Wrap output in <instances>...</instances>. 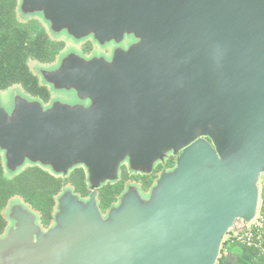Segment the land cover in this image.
Returning <instances> with one entry per match:
<instances>
[{
  "label": "water",
  "instance_id": "95a60500",
  "mask_svg": "<svg viewBox=\"0 0 264 264\" xmlns=\"http://www.w3.org/2000/svg\"><path fill=\"white\" fill-rule=\"evenodd\" d=\"M17 11L113 48L37 67L81 103L0 102L9 176L81 165L90 190L64 186L46 229L10 200L0 264H215L234 221L253 218L264 174V0H17ZM170 154L146 193L128 185L101 211L97 189L122 163L148 174Z\"/></svg>",
  "mask_w": 264,
  "mask_h": 264
},
{
  "label": "trees",
  "instance_id": "16d2710c",
  "mask_svg": "<svg viewBox=\"0 0 264 264\" xmlns=\"http://www.w3.org/2000/svg\"><path fill=\"white\" fill-rule=\"evenodd\" d=\"M63 49L64 41L51 37L40 19L19 18L17 0H0V90L17 84L30 96L46 103L50 90L32 71L29 60L50 64ZM173 165V160L165 163L166 168ZM85 178V171L81 168H74L65 177H61L38 165H27L9 176L4 171L0 155V234L6 227L5 208L12 198H20L38 214L40 224L48 226L53 218L56 196L64 186L71 185L80 197H85L90 192ZM151 182V178H146L143 187L147 188ZM123 190L121 180L107 182L99 187L97 201L101 211L114 204L118 199L117 195ZM232 244L237 243H230L223 237L215 264H220L222 250Z\"/></svg>",
  "mask_w": 264,
  "mask_h": 264
},
{
  "label": "rangeland",
  "instance_id": "374dc122",
  "mask_svg": "<svg viewBox=\"0 0 264 264\" xmlns=\"http://www.w3.org/2000/svg\"><path fill=\"white\" fill-rule=\"evenodd\" d=\"M17 13H18V11H17ZM18 16H19V18L20 19H22V20H25V19H28L29 17H33V16H26V17H21L20 15H19V13H18ZM35 17H38V16H36L35 15ZM38 19H40L39 17H38ZM43 23V22H42ZM44 24V23H43ZM44 26H45V24H44ZM46 27V26H45ZM47 29V28H46ZM48 31V30H47ZM48 33L50 34V36L51 37H54V38H56V39H62L63 41H64V49L62 50V52L61 53H66V52H68V51H70V50H73V51H75V52H79V53H81V54H83L85 57H89V56H91V55H94V54H100V53H104L103 51L105 50V51H107V49H109V47L110 46H108V47H100V45H97L92 39H90V38H85V39H82V40H80V41H73L72 39H70V38H68L66 35H64V34H59V35H52L49 31H48ZM60 53V54H61ZM58 57H59V55L57 56V58H56V60L54 61V62H52V63H50V64H41V63H39V62H37V61H33V60H29V66L31 67V69H32V71H34V73L36 74V72H37V67L38 66H40V67H51V66H53L56 62H57V59H58ZM36 75H38V74H36ZM40 80V79H39ZM40 82L42 83V81L40 80ZM47 86V85H46ZM48 87V86H47ZM49 88V87H48ZM50 90V89H49ZM50 93H51V95L53 96L52 97V100L51 101H53V100H57V101H61V102H64V103H69V104H73V103H81V101L82 100H80L77 96H76V94H75V92L74 91H67V90H50ZM16 95H21V96H24V97H26L27 99H37V98H35V97H33V96H30L29 94H27L26 92H24L23 90H22V88H21V86L20 85H12V86H10V87H8V88H6V89H1L0 90V102H1V104L3 105V106H5V104H7L8 105V103H11V102H13V100H14V98H15V96ZM50 101V102H51ZM49 102V103H50ZM49 103H46V104H44L43 103V105L44 106H46V105H48ZM6 107V106H5ZM0 155H1V153H0ZM27 166V165H26ZM78 167H82L81 165H78L77 166V168ZM76 168V167H75ZM74 169V168H73ZM73 169H71V170H73ZM70 170V171H71ZM69 171V172H70ZM122 171L123 172H126L127 174H129V175H131V174H133V172H131V171H129L128 170V168H127V166H126V168H124V169H122ZM120 174V173H119ZM10 176H12V175H10ZM259 181H260V186H262L263 185V181H264V174H261L260 175V177H259ZM154 183V182H153ZM128 185H136L137 187H138V189H140L141 190V192H143V193H146L147 191H144L142 188H140L139 186H138V184H136L135 182H130L129 184H127L126 185V187L128 186ZM69 186H71V185H69ZM12 199H19V200H21L20 198H18V197H14V198H12ZM11 199V200H12ZM22 201V200H21ZM10 202V201H9ZM8 202V203H9ZM23 202V201H22ZM4 217H5V219H6V223H7V225L9 224V221H8V219L6 218V216H5V213H4ZM51 224H52V222H51ZM50 224V225H51ZM234 248L233 249H235L236 247H237V244L236 245H234L233 246ZM219 255V254H218ZM216 263V262H215Z\"/></svg>",
  "mask_w": 264,
  "mask_h": 264
},
{
  "label": "built area",
  "instance_id": "2783aa9c",
  "mask_svg": "<svg viewBox=\"0 0 264 264\" xmlns=\"http://www.w3.org/2000/svg\"><path fill=\"white\" fill-rule=\"evenodd\" d=\"M224 236L230 243H237L251 250L256 257L264 261V187L260 186V181L257 207L253 218L249 221H234Z\"/></svg>",
  "mask_w": 264,
  "mask_h": 264
},
{
  "label": "flooded vegetation",
  "instance_id": "af4514ba",
  "mask_svg": "<svg viewBox=\"0 0 264 264\" xmlns=\"http://www.w3.org/2000/svg\"><path fill=\"white\" fill-rule=\"evenodd\" d=\"M127 44V41H123L122 42V45L123 46H125ZM112 48H113V45H111L110 47H109V49H107V51H103L104 53H101V54H104V55H106V56H108V55H110V53H111V51H112ZM52 95H51V93H50V96H49V99H48V101L46 102V103H49L51 100H52ZM86 102V101H85ZM46 103H44V104H46ZM169 160H175V156L174 155H172V154H170L166 159H165V162L164 163H161V162H157L156 164H155V166H154V168H153V170L150 172V173H148V174H146V173H140V172H138V173H133V174H131V175H129V174H127L126 172H123L122 171V169H124V168H126V164L125 163H122L120 166H119V178H118V180H121V181H123V189L126 187V185L127 184H129L130 182H135L136 184H138V186L140 187V188H142L144 191H147L149 188H150V186L152 185V183L154 182V180H155V178L158 176V174H159V172L165 167V163H166V161H169ZM77 168V167H76ZM78 168H81V169H83L82 167H78ZM166 168V167H165ZM84 170V169H83ZM149 179V178H151L152 179V182H151V184L147 187V188H144L143 187V182L145 181V179ZM88 193H89V191H88ZM88 193H87V195H88ZM87 195L85 196V197H87ZM118 196L119 195H117V198H118ZM96 198H97V194H96ZM116 202V201H115ZM108 208V207H107ZM107 208L103 211V213H105L106 212V210H107ZM50 224H51V222H50ZM50 224L48 225V226H43V225H41V227L43 228V229H46V228H48L49 226H50ZM8 225H7V223H6V227H7ZM6 227H5V229H6ZM5 233V230L2 232V234H0V236H2L3 234Z\"/></svg>",
  "mask_w": 264,
  "mask_h": 264
},
{
  "label": "crops",
  "instance_id": "0c3cea01",
  "mask_svg": "<svg viewBox=\"0 0 264 264\" xmlns=\"http://www.w3.org/2000/svg\"><path fill=\"white\" fill-rule=\"evenodd\" d=\"M234 245L236 244L226 246V249L224 248L222 250L220 264H264V261L256 257L251 250L243 248L240 245H237V247L233 249Z\"/></svg>",
  "mask_w": 264,
  "mask_h": 264
}]
</instances>
